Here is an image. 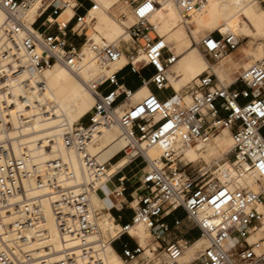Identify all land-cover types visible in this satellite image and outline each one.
Instances as JSON below:
<instances>
[{"label":"built area","instance_id":"1","mask_svg":"<svg viewBox=\"0 0 264 264\" xmlns=\"http://www.w3.org/2000/svg\"><path fill=\"white\" fill-rule=\"evenodd\" d=\"M126 1L135 17V23L127 28L129 39L106 42L94 28L92 12L98 9L94 0H0L6 15L0 29V109L6 110L5 114L17 102L29 105L34 88L45 89L38 76L46 69L60 65L76 73L85 59L107 69L126 58L124 67L101 74L88 84L96 103L87 115V124L66 127L62 135L65 147L78 156L79 174L63 158L36 164L24 145L17 154L11 143L0 144V264H107L108 245L115 246L125 236L135 243L123 242L118 253L126 262H133L145 254L131 235L135 225H144L153 236L150 250L154 254L163 250L175 263L185 246L195 241L185 238L187 231L180 239L175 236L184 230V220L174 216L179 210L192 230L199 232L198 238L208 241L191 264H264L262 240L248 242L264 224V210L259 209L264 207V187L258 191L231 189L217 177V173L227 176L223 167L230 162L246 165L249 173L264 180V58L244 69L229 85L222 84L210 67L185 93L177 94L168 78L177 57L151 22L159 1ZM172 1L185 19L204 6V0ZM69 7L73 15L61 19ZM31 13L35 15L32 23L28 21ZM241 43L230 33L210 34L198 47L211 63ZM149 69L152 73L147 76ZM125 70L138 77L141 87L153 86L156 93L151 91L132 104L138 89L125 86ZM13 83L20 85V93L13 92ZM125 103L128 106L119 112ZM38 105L44 107L35 102ZM18 118L21 123L32 121L22 112ZM4 127L12 126L6 121ZM113 127L128 140L120 154L129 162L110 176V163L99 162L91 147ZM223 129L229 130L233 139V147L224 157L201 167L184 160V151L209 143ZM155 146L163 151L160 166L148 155ZM137 162L143 165V173L141 185L134 190L140 194L134 198L136 207H131L133 217L126 224L121 223L122 215L114 217L120 229L108 238L99 223L100 212L91 206V195L111 181L115 197L122 201L116 209L122 212L128 203V180L121 172ZM39 190L44 193L35 194ZM45 200L50 201L65 247L60 257L55 256L52 245H42L50 236L44 228Z\"/></svg>","mask_w":264,"mask_h":264},{"label":"bare ground","instance_id":"2","mask_svg":"<svg viewBox=\"0 0 264 264\" xmlns=\"http://www.w3.org/2000/svg\"><path fill=\"white\" fill-rule=\"evenodd\" d=\"M94 1L97 3L98 9L93 11L92 14L95 17V22H98L103 29L101 33L97 32V34L106 42H113L121 38L128 40L127 28L135 23L133 12H128L129 16L126 20L118 21L114 17L117 9L118 11L121 10L119 7H116L119 2L118 0ZM158 1L160 6L151 18V21L155 25L157 33L165 39L170 50L177 57L168 73L170 84L177 94L185 93L187 87H189L197 77L202 75L201 73L204 71L205 67H208V69L211 67L222 84L229 85L232 83L231 80L226 79L228 78V73L225 71L230 66L234 67L233 64L226 63L230 60L232 53L216 61L215 65L208 63L205 58H202L199 47L197 46L199 34L201 32L210 34L214 30L219 29L222 35L230 33L238 38L242 37L243 40H245V51L247 55L253 59L254 63L264 58V6L262 5L263 2L260 0H204L203 8L191 14L188 19L182 17L181 12L172 0ZM126 4H128L127 1ZM126 11L127 9H125V12ZM73 13V9L69 7L63 12L60 18L69 19ZM125 18L126 15H121V19ZM5 20L6 15L0 8V29ZM34 20L35 15L31 13L28 16V21L32 23ZM185 22H187V24H185ZM191 24L195 26L194 31H190L192 36H190L186 30L187 28L190 29ZM194 42L195 45L193 44ZM125 64L126 58L122 57L111 64L109 68L102 69L96 64L88 63L87 59H85L76 73L60 65L46 69L38 76V79L45 83V89L40 91L34 88L30 94L29 105H23L17 102L16 105L11 108L12 111L6 114L4 113L6 110L2 112L0 109V144L4 142L11 143L17 154H20L21 146L24 145L34 158L36 164H42L57 157L63 158L69 161L74 171L79 174L81 168L78 156L74 151H69L65 147L62 135L66 127L73 128L76 124L81 122L78 121L82 116L88 113L89 110L92 111L94 108L96 98L88 88V84L96 80L101 74L108 73L109 75L124 67ZM118 66H120V68H118ZM188 82L190 83L184 87L185 90L183 91V88L180 91L181 87ZM21 90L19 84L13 83V92L15 94L20 93ZM149 93H151V90L148 87L143 86L139 88V90L133 93L131 103L133 104L143 100ZM186 100L189 101L190 98L188 97ZM35 102L41 103L44 107H40L39 105L35 106ZM128 104L129 103L123 104L122 107L119 108V112L127 107ZM43 109L46 110L43 111ZM18 112L27 115V118L30 117L32 121L21 123L18 118ZM6 121L11 123V128L7 129L4 127ZM114 131H117L119 134L111 135L110 133ZM102 138L105 139V143L93 148L100 145L99 143ZM127 145L128 140L122 131L118 127H113L111 130H107L103 135L97 137L94 145L91 147V152L99 162L110 163L108 173L111 176L129 162L128 157L121 158L114 164L111 162V160L119 155ZM43 147L48 148L44 149ZM232 147V134L229 130L223 129L213 136L209 143L184 151L183 158L184 160L187 159L189 161L186 160L188 163H199L208 155L226 153ZM153 151H163L159 146L152 147L148 150L149 157L155 160L157 165L160 166L162 163L160 160L162 153L158 158H154ZM215 160H212L208 165L212 164ZM227 164L232 165V163L227 162L223 167V169L227 171L226 177L217 173L220 184H225L223 179L230 176L226 169ZM193 166L196 167L198 165L193 164ZM232 169H235L239 174L246 173L249 175L251 177L249 182L252 185H257V189L253 190L247 185L242 186L244 184V179L240 175H235L233 177L232 185H228L231 189L249 188L252 191H258L260 188L264 187V180H259L249 173L246 165L233 166ZM219 176L221 178H219ZM234 182L237 183L238 186H233ZM105 189L107 190L105 191ZM113 191V183L107 180L90 198L92 208L99 211L101 214L99 223L104 234L108 238L115 237L117 230L120 229V226L114 222L111 213L103 211V209H106V211L109 210L111 206L120 205V200L115 197ZM42 193H44V191L41 190L35 192V194ZM259 209L264 210V207L259 206ZM44 214V228L49 231L50 236L42 245H52L57 252L55 256L60 257L65 247L57 232L50 201L48 200L44 201ZM145 228L144 225H135L131 229V235L136 234L138 236V241L144 250L147 248L146 243L147 239H149V231ZM254 234H257L258 238L254 243H250L252 242L251 239L255 237L253 236ZM150 238L154 241L151 234ZM260 240H262V248L264 249V224L248 238L250 244H255L260 242ZM207 246L208 241L206 239L198 238L190 245L185 246L184 253L175 263H173L168 256L166 264H191L199 258L201 252ZM231 246V242H228L227 248ZM73 247H76V245H73ZM163 253L166 252H162L161 254ZM106 257L107 264H136L134 261L133 263L126 262L116 252L115 246L112 245H108ZM156 258L155 254L152 260Z\"/></svg>","mask_w":264,"mask_h":264},{"label":"rangeland","instance_id":"3","mask_svg":"<svg viewBox=\"0 0 264 264\" xmlns=\"http://www.w3.org/2000/svg\"><path fill=\"white\" fill-rule=\"evenodd\" d=\"M113 1H116V0H113ZM119 2L117 3V5H116V7H119V9H121V10H119L118 11V9H117V12L114 14V17L118 20V21H121V20H126L127 18H128V16H129V14H128V12L129 13H132V11H131V9L129 8V5L128 4H126V0H118ZM261 2H262V0H260ZM262 5L264 6V3H262ZM124 8V9H123ZM125 9H127V11L125 12ZM121 15H126V18L125 19H121ZM68 19V18H67ZM152 22V21H151ZM94 28H95V31L96 32H99V33H101L102 32V27L100 26V24H98V22H95L94 23ZM194 29H195V26H194V24H191L190 25V29H186L187 30V32L189 33V35L190 36H192L191 35V33H190V31H194ZM209 33H205V32H201L200 34H199V40H198V44L200 43V41L201 40H203L207 35H208ZM210 34H212L213 36H215V37H219L220 36V34H221V32H220V30L219 29H216V30H214L212 33H210ZM209 34V35H210ZM241 38V40H242V43H241V45H240V47L238 48V49H236L235 51H233L232 52V54H234V55H239L238 56V59L239 60H242V61H245V60H247L246 58H245V55H244V50H245V40H243V38L242 37H240ZM112 42V41H111ZM194 45H195V42L193 43ZM198 46V45H197ZM200 50V49H199ZM255 50V49H254ZM200 52H201V56H202V58H205L204 57V55H203V53H202V51L200 50ZM246 52V51H245ZM248 58L251 60V63H254L253 62V59L252 58H250L249 56H248ZM206 59V58H205ZM207 60V59H206ZM237 60V59H236ZM211 63L210 64H212V65H215L216 64V61L215 60H211L210 61ZM125 63V62H124ZM118 68H120V66H118ZM208 69V67H205L204 68V71L201 73V74H203L206 70ZM115 71V70H114ZM243 71V69L242 70H240V71H237V70H234V73L232 74V76H231V81L233 82L235 79H236V77L241 73ZM127 72H124L123 73V75H125ZM107 75H108V73H107ZM190 82H188V83H185V85L184 86H182L181 87V89H180V91L186 86V85H188ZM227 83H230V82H227ZM172 86V85H171ZM173 88V87H172ZM174 90V89H173ZM185 90V88L183 89V91ZM166 95L167 96H170L171 95V93L170 92H167L166 93ZM91 112V110H89V112L88 113H86L84 116H82L81 118H80V120L78 121V122H82V123H84V124H87V122H88V114ZM111 135H118L119 133L117 132V131H114V132H111L110 133ZM263 135H264V130H263ZM103 143H105V139L104 138H102L101 139V141H100V145H97V146H95V147H93V148H96V147H98V146H101ZM229 151H227L226 153H228ZM161 153L162 152H160V151H153V157L154 158H158L160 155H161ZM226 153H221V154H216V155H208V156H206V157H204L203 158V160H201V162H199V163H193V164H196V165H198L199 167H201V166H204L206 163L207 164H209V163H211L212 162V160H215V159H218V158H221L223 155H225ZM121 158H124L123 157V155L122 154H119V156H118V158L115 160V161H113L112 163L114 164V162H116L117 160H120ZM187 160V159H186ZM188 161V160H187ZM189 162V161H188ZM125 167V166H124ZM232 165L231 164H227L226 165V169L228 170V172H229V177L228 178H225V179H223V181H224V183L226 184V185H232V183H233V177L235 176V175H240L241 177H243V179H244V184L242 185V186H245V185H247V186H250V188L251 189H253V190H256L257 189V185H255V184H251L250 182H249V180L251 179V177L249 176V175H247L246 173H244V174H239L235 169H232ZM122 169V168H121ZM142 173H143V165H138V162L137 163H134V164H132V165H130V166H127L126 168H124L123 170H122V172H121V175H125L126 176V178H127V182H126V193H125V196L127 197V202L128 203H126V205L124 206V209L122 210V212H121V215H122V221H125V219H129V216H130V214H132V208L131 207H136V201H134V197H136L137 196V194H140V192H137V193H135L134 192V190L137 188V187H139L140 185H141V182H140V179H141V175H142ZM219 178H221L220 176H219ZM233 186H238V184L237 183H235L234 182V185ZM241 187V186H240ZM107 189H105V191H106ZM132 192H134L135 194H134V197H128V194H130V193H132ZM116 208H113L112 210H105L104 212H108V213H111V215L113 216V217H115L117 214H116ZM129 222V221H128ZM116 223H119V221H117ZM122 223V222H121ZM123 224V223H122ZM146 229V228H145ZM147 230V229H146ZM183 230V229H182ZM133 236H134V238L138 241V236L136 235V234H132ZM175 236H177V239H180L181 238V234H180V232H176L175 233ZM253 236H255V237H253L252 239H251V241L252 242H250V243H254V241L255 240H257V238H258V235L257 234H254ZM148 238L149 239H147V248L145 249V252L146 251H148L149 249H150V247H153L154 246V244H153V240L150 238V233L148 232ZM172 238H175L174 236L172 237ZM260 239V238H259ZM258 239V240H259ZM123 242H125V243H129L130 245H134V243H135V241H134V239H132V238H130V237H128V236H125V237H123V239L121 240V241H118L116 244H115V247L116 248H118V249H120L121 248V245L123 244ZM138 243L140 244V242L138 241ZM153 244V245H152ZM150 246V247H149ZM162 252H165V251H163V250H160V251H158L157 253H156V259L155 260H148L147 258H145L144 256H141V257H139L137 260L140 262V264H166V259L168 258V255L166 254V253H163V254H161ZM154 255L155 254H153L152 252H148V254H147V256L148 257H150L151 259H153L154 258Z\"/></svg>","mask_w":264,"mask_h":264},{"label":"crops","instance_id":"4","mask_svg":"<svg viewBox=\"0 0 264 264\" xmlns=\"http://www.w3.org/2000/svg\"><path fill=\"white\" fill-rule=\"evenodd\" d=\"M244 55H245V58L247 59V60H245V61H242V60H239L238 59V56L239 55H234V54H232L231 56H230V60L228 61V62H226V63H228V64H233V66L234 67H232V66H230V67H228V69L227 70H225L227 73H228V78H226L227 80H231V76H232V74L234 73V70H237V71H240V70H244V69H246V68H248L251 64H253V63H251V60L248 58V55H247V53L245 52V50H244ZM237 59V60H236ZM209 63V62H208ZM124 72H127L125 75H123V73ZM123 73H122V75L125 77V81H124V84H125V86L126 87H128L129 89H131V90H133V91H135V90H139V88L141 87V83H140V81H139V79H138V77L136 76V75H134V74H130L129 73V71L128 70H125ZM151 73H152V70L151 69H149L148 71H147V76H150L151 75ZM225 77V76H224ZM150 90L152 91V92H155L156 93V90L154 89V87L153 86H150ZM118 161V160H117ZM116 161V162H117ZM116 162H114V163H116ZM134 192H132V193H130V194H128V197H134ZM135 198V197H134ZM113 200V199H112ZM120 200V199H119ZM120 202H122L121 200H120ZM113 208H116V206H111L110 208H109V211L110 210H112ZM117 210V209H116ZM116 216H115V218H117L119 215H121V212H119L118 210L116 211ZM174 216L175 217H178V218H180V219H183L184 220V223H183V225H184V230H181V231H179L180 232V234L181 235H184L185 234V232L187 231V232H189L187 235H185V238H187V239H189L190 241H196L197 239H198V237H199V232L197 231V230H192V228H191V226H190V223L187 221V220H185V214L183 213V211L182 210H179V211H177L175 214H174ZM132 217H133V212H132V214H130V216H129V219H125V221H122V219H121V222L123 223V224H126V223H128V221L130 222L131 221V219H132ZM114 218V217H113ZM138 242V241H137ZM150 247V246H149ZM148 249V248H147ZM115 250H116V252L118 253V250L116 249V247H115ZM148 252H152L150 249L148 250V251H146L145 252V254L144 255H142V256H144L145 258H147L148 260H152L150 257H148L147 256V254H148ZM119 254V253H118ZM120 255V254H119ZM136 264H140V262L137 260V261H134ZM139 262V263H138ZM133 263V262H132Z\"/></svg>","mask_w":264,"mask_h":264},{"label":"trees","instance_id":"5","mask_svg":"<svg viewBox=\"0 0 264 264\" xmlns=\"http://www.w3.org/2000/svg\"><path fill=\"white\" fill-rule=\"evenodd\" d=\"M117 250H119L118 248H116Z\"/></svg>","mask_w":264,"mask_h":264}]
</instances>
